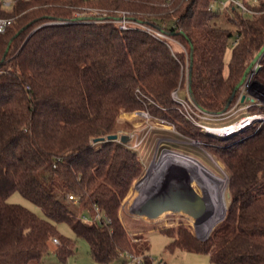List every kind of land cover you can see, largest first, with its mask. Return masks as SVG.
<instances>
[{
    "label": "trees",
    "instance_id": "trees-1",
    "mask_svg": "<svg viewBox=\"0 0 264 264\" xmlns=\"http://www.w3.org/2000/svg\"><path fill=\"white\" fill-rule=\"evenodd\" d=\"M163 1L17 0L9 9L0 3V17L15 18L0 35V264H40L53 238L54 253L64 260L73 244L58 234L59 223L86 240L96 263L128 254L152 264L148 240L120 217L142 162L127 144L93 143L122 135L120 116L136 111L211 144L229 174L224 219L205 240L182 224L145 223L150 228L143 231L159 230L171 238L170 249L208 254L214 264H264V126L211 138L187 125L171 96L182 90L209 113L234 103L237 84L264 46V0H255L251 17L220 13L210 8L213 0H170V8ZM94 4L162 28L185 51H172L139 28L122 30L111 19L75 16ZM258 62L255 78L264 84V54ZM13 192L45 218L9 203Z\"/></svg>",
    "mask_w": 264,
    "mask_h": 264
},
{
    "label": "rangeland",
    "instance_id": "rangeland-1",
    "mask_svg": "<svg viewBox=\"0 0 264 264\" xmlns=\"http://www.w3.org/2000/svg\"><path fill=\"white\" fill-rule=\"evenodd\" d=\"M162 3L163 6L170 8L172 2L170 0H165ZM84 9L86 10L84 11ZM82 10L83 11L80 10L78 13H76L75 16H78V14H81V12H85L86 14L90 13L89 17L93 16L95 18H101L104 11H109L103 7L96 6V4L93 6H86ZM169 11L172 12L173 10ZM91 12L97 14L91 15ZM149 15L154 14L150 13ZM165 20L167 21L168 18H165ZM227 24L229 23L222 22V26H226ZM232 43L233 42H231V44L227 47L224 54L225 66L229 62ZM174 48L177 51H185L177 44H175ZM258 63H256L255 66L260 67ZM186 64H188V61L185 63V82L183 84V90L185 87L186 89L188 87V69ZM182 94V90L178 91V102L180 100L190 98L189 95L186 96L187 98H184ZM176 104L177 110L179 113H181L183 119L187 122V125H190L192 129L199 130V132L205 136L225 140L224 138L216 137L213 133H207L200 128L202 123L215 126L221 124L222 122L207 121L202 119L194 108L186 106L185 104ZM233 105L234 103L228 106L226 110L223 109L218 113H214V115L223 116L222 114H224L226 111H229ZM120 117L123 119V121L120 123V131L122 132L120 134L130 136L129 142L125 144H127L131 150L138 154L142 162V173L133 182V186L129 191V194L126 196L120 210V217L122 218L124 224L128 227L130 232L141 231V234H143L148 240V253L152 260V264H214L210 261L208 254L185 252L177 248L170 249L168 245L171 242V238L159 230L152 229L150 231L147 230V232L143 230H146L148 227L150 228V226L146 225L145 223L156 228H175L182 224L187 226L197 239L205 237L214 224H217L222 219V215L224 214V211H226L230 201L229 191L227 188L229 174L222 160L219 158L216 151L213 150L211 144H206V141L203 139H195L194 137L186 135L168 119L159 116H152L150 114L148 115L145 113L137 115L135 112L124 113ZM126 123L130 124L129 128H127ZM247 132L248 130H243L226 139L239 137L245 133L247 134ZM219 145L220 144H217V146ZM173 164L181 167H178L180 170L176 169L178 172L171 169L172 167H170V165L173 166ZM164 168L167 169L164 170ZM169 172L174 174L180 173V176L178 175V177L187 178L191 186H193L200 195L201 190L204 192V187L202 186V181H199L200 179L198 177L200 176L208 182L209 180L214 179L211 177L217 178L215 179L217 184H213L215 188H213L212 194L208 196V193L204 192L206 212L209 214L202 223L197 226L194 224V228L192 226L193 219L183 214H165L158 220L150 222L133 217L128 213L129 203L136 197V195L138 193L143 195L151 191L152 187L159 180V178L163 177L165 173ZM153 177H156V181L153 180ZM194 180H196L200 186ZM153 182H155L154 185H150ZM218 187H220L219 189L222 196V204L219 203L218 194H216L218 192ZM7 201L12 204H19L34 212L38 216L45 218L39 207L24 198L19 192H13L8 197ZM70 207L74 211L77 209L74 204H70ZM84 214L87 215L88 212L86 211ZM56 230L59 235L68 238L72 242L73 252L67 255L64 260H61L54 253L55 244L51 242V249L45 256H43L40 264H99L92 259L86 240L77 236L70 229L68 224H56ZM107 264H138V260H133L130 255L125 254L124 257H119L118 259Z\"/></svg>",
    "mask_w": 264,
    "mask_h": 264
},
{
    "label": "built area",
    "instance_id": "built-area-1",
    "mask_svg": "<svg viewBox=\"0 0 264 264\" xmlns=\"http://www.w3.org/2000/svg\"><path fill=\"white\" fill-rule=\"evenodd\" d=\"M16 1L17 0H0V3L4 9H9ZM255 4V0H213L210 8H217L220 13H226L227 11H237L242 15L251 17L257 14V11L252 9ZM85 10L86 9H84V11ZM96 14H94V12H91V15ZM89 16L90 13L86 14L85 12H83L82 14H78V17ZM101 18L113 20V22L122 30L139 28L142 31H145L146 33L152 35L153 37L165 41L172 51H174L175 49V44H177L180 48H183L179 44V42L169 36L162 28H158L151 24L130 18L127 11H104ZM14 20V17H0V35L4 34L8 30V28L13 24ZM235 42L236 39L234 40L233 44ZM256 68L257 66H254V68L247 75L243 84L238 88V93L235 98L234 105L230 108L229 111H226L224 114H222L223 116L214 115V113H209L201 110L190 100V98L180 100L178 102L179 99L177 90L173 91V93L171 94L172 99L176 103L185 104L186 106L194 108L202 119L213 122H222L221 124L215 126L205 123H202L200 126L202 130L207 133H213L216 137L226 139L243 130L253 129L254 131H257L262 126H264V84L256 80ZM135 113L137 115H140L142 113L148 114L145 111H138ZM74 199L75 198L72 195L68 196L69 201H74ZM95 210H97L98 213V209L96 208ZM98 215L99 214H97V218ZM52 243L58 244V240L56 238H53ZM132 259H137L138 264H140V258L132 257Z\"/></svg>",
    "mask_w": 264,
    "mask_h": 264
},
{
    "label": "water",
    "instance_id": "water-1",
    "mask_svg": "<svg viewBox=\"0 0 264 264\" xmlns=\"http://www.w3.org/2000/svg\"><path fill=\"white\" fill-rule=\"evenodd\" d=\"M263 54L264 46L244 71L236 89L243 84L246 76L254 68L255 64L258 63L259 58ZM259 68L260 67L256 68L257 72ZM228 105L224 110L228 108ZM129 140L130 136L128 135L112 134L107 137L96 138L93 140V143L119 141L125 144L129 142ZM178 175L180 176V173H165L164 176L155 183L151 191L143 195L137 192L138 194L136 197L129 203L128 213L133 217L150 222L158 220L165 214H183L193 219V228L194 224L197 226L202 223L209 214L205 211V202L195 188L191 186L187 178L178 177ZM224 215L220 221L224 219ZM210 232L205 237L199 238V240H205Z\"/></svg>",
    "mask_w": 264,
    "mask_h": 264
},
{
    "label": "bare ground",
    "instance_id": "bare-ground-1",
    "mask_svg": "<svg viewBox=\"0 0 264 264\" xmlns=\"http://www.w3.org/2000/svg\"><path fill=\"white\" fill-rule=\"evenodd\" d=\"M170 167H172L171 169H173V170H176V169H178V170H180L179 168H181L180 166H176L175 164H173V166L172 165H170ZM179 167V168H178ZM168 168V167H167ZM167 168H164V170H166ZM178 170H176L177 172H178ZM187 174V173H186ZM188 175V174H187ZM162 176V175H161ZM189 176V175H188ZM154 179L153 180H155V178L156 177H153ZM191 178V177H190ZM199 179H200V181H203V183H205V186L206 187H208L207 185H206V183H207V181L205 180V179H203V178H201V177H198ZM208 178H210V177H208ZM211 178H214V179H211V180H209V183L212 185V187L213 188H215V186H213V184H217V181H215V179H217L216 177H211ZM160 179V178H159ZM194 179V178H193ZM214 180V181H213ZM156 181V180H155ZM198 185H199V183L196 181V180H194ZM223 181V180H222ZM154 183L155 182H153V183H151L150 185H154ZM200 186V185H199ZM220 187H218V189H217V193L216 194H218V200H219V203L220 204H222V202H221V194H220V189H219ZM143 189V188H142ZM202 189V188H201ZM142 192V191H141ZM202 198H203V200H204V202H205V199H204V192H203V190H201V195H200ZM220 198V199H219ZM224 204V203H223ZM205 206H206V203H205ZM205 211H206V209H205ZM216 224V223H215ZM214 224V225H215ZM214 227V226H213ZM212 227V228H213ZM206 236V235H205Z\"/></svg>",
    "mask_w": 264,
    "mask_h": 264
},
{
    "label": "flooded vegetation",
    "instance_id": "flooded-vegetation-1",
    "mask_svg": "<svg viewBox=\"0 0 264 264\" xmlns=\"http://www.w3.org/2000/svg\"><path fill=\"white\" fill-rule=\"evenodd\" d=\"M200 177V176H199ZM204 177V176H203ZM202 178V177H201ZM200 181V180H199ZM207 181V180H206ZM203 183V181H202ZM206 185L208 187L205 186V183L202 184V186L204 187V192L208 193V196H210L212 194L213 191V187L212 185L207 181Z\"/></svg>",
    "mask_w": 264,
    "mask_h": 264
},
{
    "label": "crops",
    "instance_id": "crops-1",
    "mask_svg": "<svg viewBox=\"0 0 264 264\" xmlns=\"http://www.w3.org/2000/svg\"><path fill=\"white\" fill-rule=\"evenodd\" d=\"M204 229H205V228H204ZM207 229H208V228H207ZM207 229H206V230H207Z\"/></svg>",
    "mask_w": 264,
    "mask_h": 264
}]
</instances>
